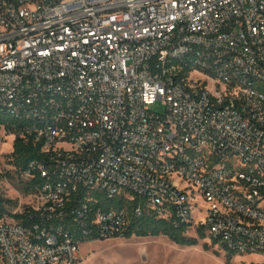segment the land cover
I'll list each match as a JSON object with an SVG mask.
<instances>
[{
	"label": "built area",
	"instance_id": "2783aa9c",
	"mask_svg": "<svg viewBox=\"0 0 264 264\" xmlns=\"http://www.w3.org/2000/svg\"><path fill=\"white\" fill-rule=\"evenodd\" d=\"M0 111L43 179L0 264L122 237L94 194L264 262V0H0Z\"/></svg>",
	"mask_w": 264,
	"mask_h": 264
},
{
	"label": "rangeland",
	"instance_id": "374dc122",
	"mask_svg": "<svg viewBox=\"0 0 264 264\" xmlns=\"http://www.w3.org/2000/svg\"><path fill=\"white\" fill-rule=\"evenodd\" d=\"M156 110L160 108L155 106ZM13 138L0 128V195L12 201L11 213L24 211L31 200L22 191L19 180L10 179L6 173H13L9 165ZM201 207L203 198H195ZM4 219H8L7 217ZM188 237L198 240L196 246L181 247L166 237H116L105 240L81 242L78 260L75 264H264L263 260L253 255L229 254L212 242L207 236L188 232Z\"/></svg>",
	"mask_w": 264,
	"mask_h": 264
},
{
	"label": "trees",
	"instance_id": "16d2710c",
	"mask_svg": "<svg viewBox=\"0 0 264 264\" xmlns=\"http://www.w3.org/2000/svg\"><path fill=\"white\" fill-rule=\"evenodd\" d=\"M20 123L15 122L8 117L5 113L0 111V128H4L7 131V135H13L17 131ZM41 154L38 147H34L30 142L16 137L12 142V152L10 154L9 165L13 168V173H6L10 179L16 177L19 180V184L22 186V191L27 194H33L42 185L43 179L38 175H34L31 180H23V173L25 172L28 164L34 160L40 159ZM93 197L98 200L99 206L105 210L109 209H126L129 214V224L123 233V238L130 239L132 237L144 238V237H166L172 243L181 247L196 246L198 240L188 237L186 235L187 228L185 226L175 228L171 221L159 219L151 214H148L142 206L141 215L131 214L134 208L138 205V201H127L121 197L114 198L113 200H106L102 195L94 194ZM13 207L12 201L5 200L0 195V220L4 218H12L17 222H21L23 225H28V221L25 220L24 215L12 214L11 209ZM27 209V208H26ZM199 238H203L204 234L201 230H198ZM93 241V240H86ZM83 241V242H86ZM228 256H232L229 254Z\"/></svg>",
	"mask_w": 264,
	"mask_h": 264
}]
</instances>
